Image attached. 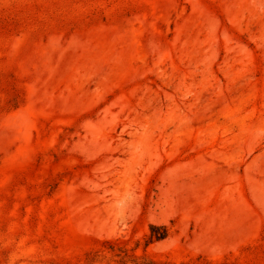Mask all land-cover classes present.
<instances>
[{
    "label": "rangeland",
    "instance_id": "374dc122",
    "mask_svg": "<svg viewBox=\"0 0 264 264\" xmlns=\"http://www.w3.org/2000/svg\"><path fill=\"white\" fill-rule=\"evenodd\" d=\"M105 243L264 264V0H0V264Z\"/></svg>",
    "mask_w": 264,
    "mask_h": 264
},
{
    "label": "trees",
    "instance_id": "16d2710c",
    "mask_svg": "<svg viewBox=\"0 0 264 264\" xmlns=\"http://www.w3.org/2000/svg\"><path fill=\"white\" fill-rule=\"evenodd\" d=\"M167 236L168 230L166 227L150 226L149 234L144 245L147 247L152 243L164 240ZM102 247L103 250L85 255L82 264H155L151 262L142 263V257L135 256L122 247L107 244Z\"/></svg>",
    "mask_w": 264,
    "mask_h": 264
}]
</instances>
